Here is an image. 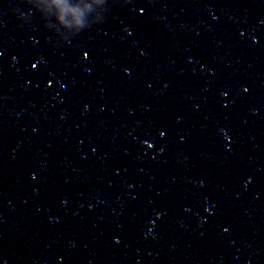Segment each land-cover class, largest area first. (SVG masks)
Masks as SVG:
<instances>
[{"label":"water","instance_id":"water-1","mask_svg":"<svg viewBox=\"0 0 264 264\" xmlns=\"http://www.w3.org/2000/svg\"><path fill=\"white\" fill-rule=\"evenodd\" d=\"M0 264H264V0H0Z\"/></svg>","mask_w":264,"mask_h":264}]
</instances>
